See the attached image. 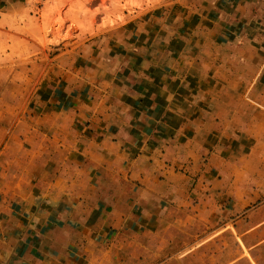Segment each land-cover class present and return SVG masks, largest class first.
I'll list each match as a JSON object with an SVG mask.
<instances>
[{
  "label": "crops",
  "instance_id": "obj_1",
  "mask_svg": "<svg viewBox=\"0 0 264 264\" xmlns=\"http://www.w3.org/2000/svg\"><path fill=\"white\" fill-rule=\"evenodd\" d=\"M68 3L0 108V264H264V0Z\"/></svg>",
  "mask_w": 264,
  "mask_h": 264
},
{
  "label": "rangeland",
  "instance_id": "obj_2",
  "mask_svg": "<svg viewBox=\"0 0 264 264\" xmlns=\"http://www.w3.org/2000/svg\"><path fill=\"white\" fill-rule=\"evenodd\" d=\"M68 1L0 0V108L19 102L17 98L35 87L40 74L53 72L60 42L71 37L70 31L62 36L66 25L61 13ZM92 6L82 3L71 11H88ZM262 140L254 141L250 149L260 153Z\"/></svg>",
  "mask_w": 264,
  "mask_h": 264
}]
</instances>
